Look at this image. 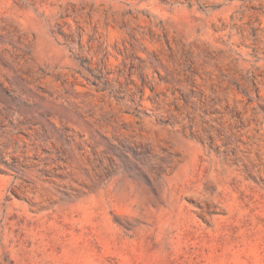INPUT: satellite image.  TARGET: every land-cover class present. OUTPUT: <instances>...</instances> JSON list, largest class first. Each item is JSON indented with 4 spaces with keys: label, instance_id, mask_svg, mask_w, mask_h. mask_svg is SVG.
I'll return each mask as SVG.
<instances>
[{
    "label": "rangeland",
    "instance_id": "rangeland-1",
    "mask_svg": "<svg viewBox=\"0 0 264 264\" xmlns=\"http://www.w3.org/2000/svg\"><path fill=\"white\" fill-rule=\"evenodd\" d=\"M0 264H264V0H0Z\"/></svg>",
    "mask_w": 264,
    "mask_h": 264
}]
</instances>
